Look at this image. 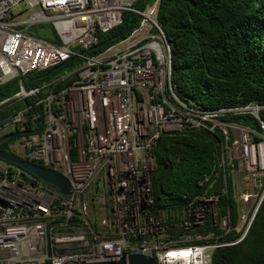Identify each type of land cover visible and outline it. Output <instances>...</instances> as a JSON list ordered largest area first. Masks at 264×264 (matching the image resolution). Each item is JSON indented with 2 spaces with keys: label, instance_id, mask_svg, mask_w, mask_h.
Segmentation results:
<instances>
[{
  "label": "built area",
  "instance_id": "built-area-1",
  "mask_svg": "<svg viewBox=\"0 0 264 264\" xmlns=\"http://www.w3.org/2000/svg\"><path fill=\"white\" fill-rule=\"evenodd\" d=\"M136 3L0 0V83L73 55L81 59L46 83L48 91L33 105L0 121V135L17 132L9 150L70 183L64 195L0 158V264H81L130 254L154 257L157 264H210L215 249L235 242L220 239L231 223L229 208L221 212L225 186L181 205L155 204L153 148L162 133L217 131L224 137V170L234 166L225 147L237 143L245 168L264 171L262 106L206 108L176 94L170 45L157 20L159 0L143 8ZM129 12L140 19L125 37L86 53L98 31L108 32ZM42 22L52 24L58 43L28 31ZM70 75L69 84L56 88ZM38 91L20 82L13 97ZM236 114L256 117L261 131L227 120ZM232 197L237 203L234 191ZM237 219L238 226L239 210ZM206 225L207 232L195 231Z\"/></svg>",
  "mask_w": 264,
  "mask_h": 264
},
{
  "label": "trees",
  "instance_id": "trees-1",
  "mask_svg": "<svg viewBox=\"0 0 264 264\" xmlns=\"http://www.w3.org/2000/svg\"><path fill=\"white\" fill-rule=\"evenodd\" d=\"M153 1L137 0L135 6L143 8ZM139 19L138 14L129 12L122 23L108 32L98 31L96 42L86 53L97 54L125 37ZM157 20L170 45L171 80L176 94L190 97L206 108L257 104L262 106L258 113L264 123V0H159ZM28 31L44 40L59 42L50 22L34 24ZM80 61L73 55L62 65L30 71L0 83V121L33 105L48 91L46 83ZM72 80L70 75L56 88ZM20 82L26 89L39 88L38 94L13 97ZM227 120L261 131L259 120L250 114L230 115ZM29 124L28 120L26 126ZM15 138L2 141L0 149L17 156L9 150ZM223 143L224 137L217 131L162 133L153 148L155 204L181 205L197 193L218 192L225 186L227 194L222 196L221 212L229 208L231 223L220 239L235 242L219 247L220 255L228 264H264V195L243 235L244 229L237 227L238 205L232 197L231 177L227 168L220 165ZM34 163L46 167L42 162ZM208 229L206 225L195 231ZM215 230L221 232L219 228ZM210 264H221L215 252Z\"/></svg>",
  "mask_w": 264,
  "mask_h": 264
},
{
  "label": "rangeland",
  "instance_id": "rangeland-1",
  "mask_svg": "<svg viewBox=\"0 0 264 264\" xmlns=\"http://www.w3.org/2000/svg\"><path fill=\"white\" fill-rule=\"evenodd\" d=\"M259 148L264 151V140L263 142L259 141ZM225 155L234 163V166L228 172L238 203L239 222L237 227L245 230L253 209L264 191V171L255 168L247 170L245 168L239 156L237 143L234 145L228 144L225 147Z\"/></svg>",
  "mask_w": 264,
  "mask_h": 264
},
{
  "label": "water",
  "instance_id": "water-1",
  "mask_svg": "<svg viewBox=\"0 0 264 264\" xmlns=\"http://www.w3.org/2000/svg\"><path fill=\"white\" fill-rule=\"evenodd\" d=\"M125 18H126V14L124 15V19ZM62 64H60V65H62ZM15 135H17L16 131L1 135L0 136V144L2 141L6 140L7 138H10V137L15 136ZM0 158L5 159V160L10 161V162H13V163L21 166L22 168L31 172L33 175H35L39 179H41L44 182L56 187L60 193H62L64 195L69 194L70 183L60 173H58V172H56L50 168L40 166L34 162L22 159L18 156L13 155L12 153H10L8 151H4L1 149H0ZM263 195H264V192H263V194H261L259 200L257 201V203L253 209V213L251 215V220H252V218H253V216H254L257 208H258L260 201L262 200ZM251 220L249 221V224H250ZM248 226L249 225H247L244 232H246ZM214 252H215V254L220 256L221 264H228L226 261H224V258L220 255L219 248L215 249ZM81 264H157V261L154 257L145 256L142 254H130L126 257H124V256L120 257L119 259H116V260L102 261V262H90V263L83 262Z\"/></svg>",
  "mask_w": 264,
  "mask_h": 264
}]
</instances>
